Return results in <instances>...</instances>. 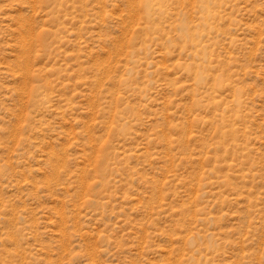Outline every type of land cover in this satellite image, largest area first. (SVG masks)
Segmentation results:
<instances>
[{
  "label": "rangeland",
  "instance_id": "1",
  "mask_svg": "<svg viewBox=\"0 0 264 264\" xmlns=\"http://www.w3.org/2000/svg\"><path fill=\"white\" fill-rule=\"evenodd\" d=\"M0 264H264V0H0Z\"/></svg>",
  "mask_w": 264,
  "mask_h": 264
},
{
  "label": "bare ground",
  "instance_id": "2",
  "mask_svg": "<svg viewBox=\"0 0 264 264\" xmlns=\"http://www.w3.org/2000/svg\"><path fill=\"white\" fill-rule=\"evenodd\" d=\"M147 3V2H146ZM148 4V3H147Z\"/></svg>",
  "mask_w": 264,
  "mask_h": 264
}]
</instances>
